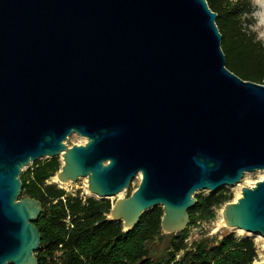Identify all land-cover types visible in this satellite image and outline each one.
I'll return each instance as SVG.
<instances>
[{
  "label": "water",
  "instance_id": "95a60500",
  "mask_svg": "<svg viewBox=\"0 0 264 264\" xmlns=\"http://www.w3.org/2000/svg\"><path fill=\"white\" fill-rule=\"evenodd\" d=\"M216 19L206 0H0V264H39L43 205L19 197L41 159L99 199L141 176L110 220L129 231L160 207L167 234L196 192L264 171V85L226 67ZM222 216L264 236V178Z\"/></svg>",
  "mask_w": 264,
  "mask_h": 264
},
{
  "label": "trees",
  "instance_id": "16d2710c",
  "mask_svg": "<svg viewBox=\"0 0 264 264\" xmlns=\"http://www.w3.org/2000/svg\"><path fill=\"white\" fill-rule=\"evenodd\" d=\"M206 1L217 14L226 67L245 81L264 85V42L245 26L253 11L251 1ZM60 168L56 157L37 162L21 177V197L43 205L35 222L41 234L39 264H254L258 259L252 238L229 233L189 243L188 228L172 234L165 252L156 257L152 244L162 235V208L146 211L134 229L125 231L122 222L108 219L113 205L109 200H83L48 184ZM196 199L189 211L190 227L213 220L232 194L222 189Z\"/></svg>",
  "mask_w": 264,
  "mask_h": 264
},
{
  "label": "rangeland",
  "instance_id": "374dc122",
  "mask_svg": "<svg viewBox=\"0 0 264 264\" xmlns=\"http://www.w3.org/2000/svg\"><path fill=\"white\" fill-rule=\"evenodd\" d=\"M253 6L252 15L249 17L250 22L246 23L245 26L256 35L257 40H261L264 42V0H250ZM86 143V139L78 136L71 135L65 144L69 147L73 145H84ZM59 161L62 166V157L59 156ZM47 159H41L39 161L43 162ZM37 161V162H39ZM37 162L30 164L29 167L25 168L22 172L21 177L27 172L29 168H32ZM57 174L54 176L56 177ZM54 177L48 180V184H54L58 188L63 189L68 195L78 196L83 200L88 198H94L96 200L99 199L98 196L91 194L88 190V179L86 177L79 178L76 182H68L64 183L66 185L62 186L58 181H54ZM141 176L133 179L130 187L122 193L120 197H112L109 201L114 204L119 198H128L138 187L140 183ZM263 179V174L259 171L253 173H245L242 180L239 184L231 187L224 188L230 194H232V200L230 202L236 201L237 197L241 195V189L243 187H252L256 184V182ZM209 191H198L195 194V197L201 195H208ZM22 197L20 196L19 199ZM229 202V203H230ZM224 207H221L216 210V217L213 220L206 222H198L196 226H188L189 236L188 242L191 243L194 240L200 238H221L226 234L233 233L236 237L245 238L249 237L255 241L257 250H258V259L254 262V264L264 262V236L259 234H250L246 233L242 230L238 229H230L223 225V216L222 210ZM108 219L110 220V214L108 215ZM172 234H167L162 232V235L152 244V248L155 251V256H161L166 248L169 245V240Z\"/></svg>",
  "mask_w": 264,
  "mask_h": 264
},
{
  "label": "bare ground",
  "instance_id": "6f19581e",
  "mask_svg": "<svg viewBox=\"0 0 264 264\" xmlns=\"http://www.w3.org/2000/svg\"><path fill=\"white\" fill-rule=\"evenodd\" d=\"M260 173H262L263 174V178H264V171H259ZM54 181H58L57 180V176L56 177H54ZM60 183V182H59ZM62 186H64V185H66V184H64V183H60ZM123 193V192H122ZM122 193H120L117 197H120L121 195H122ZM241 197V195H239L238 197H237V199L238 198H240ZM236 199V200H237ZM225 223H224V221H223V225H224Z\"/></svg>",
  "mask_w": 264,
  "mask_h": 264
}]
</instances>
